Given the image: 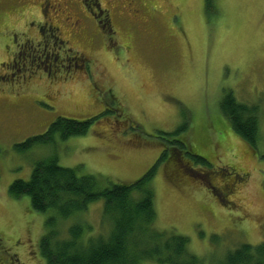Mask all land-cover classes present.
<instances>
[{"label": "rangeland", "instance_id": "rangeland-1", "mask_svg": "<svg viewBox=\"0 0 264 264\" xmlns=\"http://www.w3.org/2000/svg\"><path fill=\"white\" fill-rule=\"evenodd\" d=\"M225 92L257 109L255 147L222 114ZM58 117L95 119L85 136L15 150ZM173 132L206 164L172 148ZM163 150L158 230L188 238L202 264L264 245V0H0V264H46L51 213L8 194L35 162L55 155L105 187L135 182ZM102 207L59 220L58 239L74 224L106 236Z\"/></svg>", "mask_w": 264, "mask_h": 264}, {"label": "trees", "instance_id": "trees-1", "mask_svg": "<svg viewBox=\"0 0 264 264\" xmlns=\"http://www.w3.org/2000/svg\"><path fill=\"white\" fill-rule=\"evenodd\" d=\"M210 0H205V7ZM222 114L231 129L244 142L255 147L258 137L257 109L238 103L231 92H225L219 103ZM95 118L76 121L58 117L43 135L29 137L16 144L18 152L28 151L35 145L65 141L85 136ZM174 140L172 148L185 151L175 138L177 132L163 134ZM22 150V151H21ZM197 163L206 160L193 152ZM163 150L156 164L131 184L113 183L102 187L97 177L81 174L80 168H66L52 158L35 162L29 180H15L9 188L11 198L27 197L36 213H51L46 220L47 233L39 242L41 257L46 264H202V260L189 251L188 238L173 231H160L155 227V195L151 180L159 164L168 159ZM102 201V216L111 221V231L103 236H89L91 230L84 224H74L67 230L68 237L58 239L59 220L84 213L88 206ZM87 235V237H85ZM219 264H264V245L241 246L227 252Z\"/></svg>", "mask_w": 264, "mask_h": 264}]
</instances>
